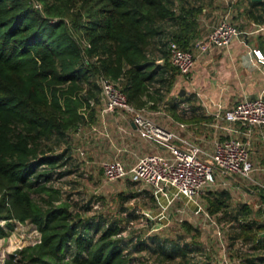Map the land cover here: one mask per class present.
<instances>
[{
    "label": "trees",
    "instance_id": "1",
    "mask_svg": "<svg viewBox=\"0 0 264 264\" xmlns=\"http://www.w3.org/2000/svg\"><path fill=\"white\" fill-rule=\"evenodd\" d=\"M199 2L0 0V220H26L38 232V242L10 253L3 264H160L173 258L179 264H210L190 256L200 249L198 232L189 222L179 223L183 233L195 230L187 240L153 234L130 244L116 220L106 223L100 215L84 219L70 210L52 184L71 172L65 168V148H56L83 124L85 111L87 117L93 115L99 91L96 77L115 83L134 108H155L176 69L161 49L165 41L157 40L156 58L149 54L151 45L167 23L177 27L167 39L181 49L188 47L202 8ZM180 98L188 100L184 94ZM178 102L171 98L169 110ZM136 195L119 196L127 200ZM204 197L208 214L227 213L226 191L209 190ZM259 197L263 199L264 192ZM88 209L86 202L82 210ZM124 209L125 221L137 217L134 210ZM249 213L245 203L234 208L236 232L231 240H249L264 248V225L248 218ZM141 250L147 251L149 262L131 256ZM66 253L71 255L68 261L63 260ZM257 259L263 257L245 262L254 264Z\"/></svg>",
    "mask_w": 264,
    "mask_h": 264
},
{
    "label": "rangeland",
    "instance_id": "2",
    "mask_svg": "<svg viewBox=\"0 0 264 264\" xmlns=\"http://www.w3.org/2000/svg\"><path fill=\"white\" fill-rule=\"evenodd\" d=\"M215 3L218 4V1L216 0ZM208 21L211 25H214L219 21V17L213 16ZM164 25L165 27L169 26L167 23ZM163 32L160 35L159 41H165L166 43L168 33L167 30ZM74 36L76 35L74 34ZM157 61L160 62V60ZM174 73L178 74L176 71ZM183 79L182 77L181 81ZM181 81L172 83L168 90H165V88L161 90V98L158 102H155V108L144 107L151 120L173 131V121L179 117L176 116L178 113H176L175 108L178 110L179 103L181 102L189 103L177 95L180 89L184 90V85ZM171 98L179 100L173 111L169 110ZM102 105L103 101H100L99 107ZM88 113V111L84 113L86 118L83 124L75 130L68 132L66 141L60 143L56 148L57 152L65 148L67 155H69V161L66 162L65 168L71 170V172L60 178L53 179L52 184L60 189V197L69 204L70 210L78 212L84 219L90 216L97 218L96 216L100 215L106 223L116 220L115 222L122 227L121 236L124 237V240L128 241L130 239V244H134L137 239L146 238L153 234L161 239L181 235L184 240H187L191 234H194L195 230L183 233L179 227V223L185 220L193 228H196L198 232L196 240L200 250L190 253L193 259L208 260L210 264H220L217 256L220 251V244H222L230 264H247L245 258H258V256H262L263 260L259 261L257 259L254 264H264V248L260 246L255 247V244L249 240H231L232 233L236 232L233 228L235 225L234 221H232V212L237 204H247L250 209L248 218H254L258 223L264 225V198L261 199L262 197H259V193L264 192L263 188L236 176L218 175L215 170H212V183L197 195L195 202L178 198L168 206L162 208V205L156 201L151 189L141 186L136 181L123 179L108 182L103 179L100 168L101 163L105 160L119 157L115 148H119L123 142H119L118 140L114 142V139H112V145L109 142L106 143V140L101 135L102 130L98 127L100 124L98 117L91 115L89 118L87 117ZM179 119L183 120L184 118L179 117ZM185 121L187 122L188 119L183 120V122ZM224 125L226 124L224 123ZM213 128V126L196 125L195 129L191 128L194 136H189L190 139L187 140L197 143L202 148H209L210 142L214 137L222 138L226 136L218 132L212 136L211 129ZM259 129L261 130V135L264 137V127ZM253 130V133L250 135L248 149V158L251 163L253 158L260 162L261 159H264V139L260 143H256L257 141L254 139V136L258 134L255 132L257 128ZM208 133L209 140L207 138ZM203 134H205V137H203ZM147 141L153 148L158 145L153 139L147 138ZM258 144H260L262 155H256L259 150ZM114 146L116 147L114 148ZM142 150L137 148L132 153L138 156L144 153L155 152V148L151 150L144 149L146 152ZM130 157L129 161L132 162L134 158L133 156ZM259 181L264 183L263 178L259 179ZM209 190H224L229 194L230 198L228 208L226 209L227 213L218 212L215 215H210L222 233L221 240L214 235L215 231L204 220L202 215V210L205 207L204 196ZM128 192H134L138 195L127 200L120 199L119 195H127ZM30 196L33 200H37V196L34 193H31ZM86 202L89 209L83 211L82 206ZM121 208H125L124 210L127 211L134 210L137 217L125 221ZM218 216L220 217L219 219H217ZM8 222L0 220V226L4 230L3 235H0V264H3L7 256L15 250L38 242V232L28 221L18 222L10 220ZM262 234L264 236V232ZM219 241L221 242L219 243ZM239 242L243 250L238 249ZM130 244L128 243L127 246L129 247ZM70 256V253H66L63 260H70ZM131 256L141 258L145 263L151 260L146 250L132 252ZM178 260V258H173L160 264H179Z\"/></svg>",
    "mask_w": 264,
    "mask_h": 264
},
{
    "label": "built area",
    "instance_id": "3",
    "mask_svg": "<svg viewBox=\"0 0 264 264\" xmlns=\"http://www.w3.org/2000/svg\"><path fill=\"white\" fill-rule=\"evenodd\" d=\"M239 34L235 26L221 19L212 25L203 38L195 40L185 49L179 48L174 41L167 39L165 43L167 61L180 76L186 78L193 67L196 53L202 54L213 48L227 47ZM251 53L256 61L264 63L257 57L258 51L252 50ZM96 83L98 96L103 101L101 114L117 112L121 116L127 115L139 136L153 139L163 147V152L143 154L130 165L119 159L103 161L100 168L105 181L123 179L136 181L141 186L151 189L162 208L178 198L195 202L197 195L212 183V170L221 176H236L257 184L252 176L255 168L248 158V149L252 130L264 127L263 95L259 94L254 98L244 97L231 107L214 114L215 128L223 130L226 134L239 133L240 129L242 137L232 135L214 137L210 149L204 150L180 137L175 131L155 123L144 108H134L128 104L121 90L106 77L98 75ZM89 104L92 105L91 102ZM178 109L187 113L188 103H179ZM219 119L226 125L216 123ZM102 126L103 129L106 127L103 123ZM259 187L264 189V185L259 184ZM202 215L212 226L214 235L221 240L222 233L210 214L202 210ZM220 245L217 259L220 264H230L222 244ZM238 249H242L240 242Z\"/></svg>",
    "mask_w": 264,
    "mask_h": 264
},
{
    "label": "crops",
    "instance_id": "4",
    "mask_svg": "<svg viewBox=\"0 0 264 264\" xmlns=\"http://www.w3.org/2000/svg\"><path fill=\"white\" fill-rule=\"evenodd\" d=\"M217 1L218 4L215 3L216 0H200L199 3L202 8L195 17L194 35L188 40L187 44L189 45L195 40L203 38L209 32L212 25L208 20L213 16H218L219 20L222 18L227 20L239 30L240 34L227 47L213 48L202 54L196 53L194 50V53H196L195 59L188 76L181 81L182 77L179 74H174L172 83L176 81L183 83L184 96L188 98L186 101L189 102L187 113L175 108L176 113H178L176 116L184 118L183 120L188 119V121L183 122L179 117L173 121L175 125H173L174 131L185 139H190L189 136H194L191 128L195 129L196 125L201 124L212 127L216 120L214 114L231 107L242 98H254L259 94L264 96V63L256 61L251 53L252 50L258 51L259 56L257 57H260L264 62V0ZM197 3L198 1L195 2V4ZM161 27L163 31L167 30V33L177 29L176 26H171L170 24L166 27L162 24ZM160 35L154 38L149 50V54L155 58L158 55L156 48L158 47L157 40ZM161 49L165 50L164 47ZM100 101L98 97L97 103L93 106V117H98V122L100 123L98 127L102 130L101 135L106 140V143L109 142L111 145L112 139H114V142L116 140L123 142L119 148L114 146L119 154V157L115 159L130 165L137 157L143 155L137 156L132 153L137 148L143 149V152L154 148L155 152L151 153L163 152L162 146L156 145L153 148L147 139L138 137L139 135L127 115L121 116L117 112L101 114L102 106L99 107ZM126 118L127 120H125ZM102 123L106 126L104 129ZM216 123L224 124L220 119ZM217 129L215 127L211 129L212 136L218 132L222 135L242 137L240 129L238 130L239 133L234 134H226L223 130ZM255 132L258 134H255ZM255 132L254 139H256V143H260L264 139L261 135V130L257 128ZM208 135L209 133L207 134L209 140L210 137ZM203 137H205V134H203ZM211 143L212 141L210 146ZM210 146L209 148L199 147L208 150ZM258 149L256 155H262L260 144H258ZM130 156L134 158L132 162L129 161ZM252 165L255 168L252 176L256 180V186H259V184L263 185L264 183H261L259 179H264V159H261L260 162L253 158Z\"/></svg>",
    "mask_w": 264,
    "mask_h": 264
},
{
    "label": "water",
    "instance_id": "5",
    "mask_svg": "<svg viewBox=\"0 0 264 264\" xmlns=\"http://www.w3.org/2000/svg\"><path fill=\"white\" fill-rule=\"evenodd\" d=\"M158 62H159V61H157V63H158ZM183 93H184L183 89H180V90L178 91L177 95H178V96H181Z\"/></svg>",
    "mask_w": 264,
    "mask_h": 264
}]
</instances>
